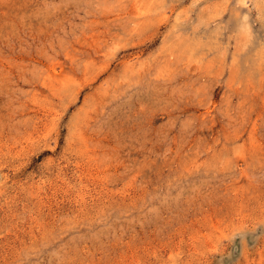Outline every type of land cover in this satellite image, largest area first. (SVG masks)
<instances>
[{
    "label": "rangeland",
    "instance_id": "1",
    "mask_svg": "<svg viewBox=\"0 0 264 264\" xmlns=\"http://www.w3.org/2000/svg\"><path fill=\"white\" fill-rule=\"evenodd\" d=\"M0 264H264V0H0Z\"/></svg>",
    "mask_w": 264,
    "mask_h": 264
}]
</instances>
